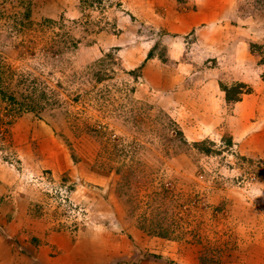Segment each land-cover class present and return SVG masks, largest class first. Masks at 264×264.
I'll return each instance as SVG.
<instances>
[{
  "label": "rangeland",
  "instance_id": "374dc122",
  "mask_svg": "<svg viewBox=\"0 0 264 264\" xmlns=\"http://www.w3.org/2000/svg\"><path fill=\"white\" fill-rule=\"evenodd\" d=\"M200 4L0 0V264H264V0Z\"/></svg>",
  "mask_w": 264,
  "mask_h": 264
},
{
  "label": "trees",
  "instance_id": "16d2710c",
  "mask_svg": "<svg viewBox=\"0 0 264 264\" xmlns=\"http://www.w3.org/2000/svg\"><path fill=\"white\" fill-rule=\"evenodd\" d=\"M250 47H254V45H250ZM152 57V52H151V48L147 51L146 55H145V59L146 58H150ZM260 63H264V58L260 60ZM244 85L242 83H233L230 86H225V85H221L220 86V90L223 93V99L225 100V102H235L239 99V94L242 93V87ZM177 134L180 135L181 139L186 142L183 137H182V132L179 129L175 130ZM225 144L229 145L231 144V139L230 138H226L225 139ZM187 143V142H186ZM207 143H211L209 140H204V141H193L190 142L191 146L196 149L197 151L204 153V154H210V152L212 151L210 147L206 146ZM262 168L264 170V161L262 164ZM126 209L129 210V206H126ZM157 257V256H155Z\"/></svg>",
  "mask_w": 264,
  "mask_h": 264
},
{
  "label": "crops",
  "instance_id": "0c3cea01",
  "mask_svg": "<svg viewBox=\"0 0 264 264\" xmlns=\"http://www.w3.org/2000/svg\"><path fill=\"white\" fill-rule=\"evenodd\" d=\"M227 1V0H226ZM200 4V10L203 12L201 16H198V19H208L210 21L216 22L220 19H224L223 12L220 13L221 7L223 5V0H209L207 3ZM200 3V2H199ZM207 4V5H205ZM192 19V17H190ZM195 24V23H194ZM193 26V24H192ZM192 26L190 28H192ZM222 92V91H221ZM141 261H138L137 264H140ZM97 264V259H95L92 264Z\"/></svg>",
  "mask_w": 264,
  "mask_h": 264
}]
</instances>
